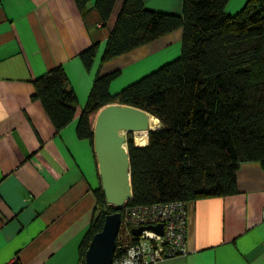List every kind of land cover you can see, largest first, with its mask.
Wrapping results in <instances>:
<instances>
[{
	"label": "crops",
	"instance_id": "1",
	"mask_svg": "<svg viewBox=\"0 0 264 264\" xmlns=\"http://www.w3.org/2000/svg\"><path fill=\"white\" fill-rule=\"evenodd\" d=\"M183 0H142L146 8L180 13ZM246 0H228L233 14ZM123 0L105 21L87 0H0V264H80L78 245L101 188L94 149L76 133L77 116L55 131L32 79L64 68L81 111L96 75L118 70L116 93L177 57L181 28L101 62ZM96 43L86 67L80 51ZM238 191L187 201V253L156 264H264V169L243 161Z\"/></svg>",
	"mask_w": 264,
	"mask_h": 264
},
{
	"label": "trees",
	"instance_id": "2",
	"mask_svg": "<svg viewBox=\"0 0 264 264\" xmlns=\"http://www.w3.org/2000/svg\"><path fill=\"white\" fill-rule=\"evenodd\" d=\"M74 1L80 11L87 9V0ZM113 2L95 0L103 21ZM227 2L183 0L181 12L174 13L123 0L101 62L176 28L182 31L180 54L114 94L109 84L119 71L96 75L81 111L62 65L32 79V98L40 101L54 130L77 116L76 133L92 147L93 118L108 103L136 106L159 120V127L148 130L146 144H135L133 131L125 132L127 204L234 194L241 162L259 161L264 169V0H246L233 14L225 11ZM96 46L80 51L86 67ZM95 195L100 215H93L78 245L80 264L104 215L118 210L106 203L102 188Z\"/></svg>",
	"mask_w": 264,
	"mask_h": 264
},
{
	"label": "water",
	"instance_id": "3",
	"mask_svg": "<svg viewBox=\"0 0 264 264\" xmlns=\"http://www.w3.org/2000/svg\"><path fill=\"white\" fill-rule=\"evenodd\" d=\"M149 114L129 104L108 103L96 113L93 123L95 152L101 188L105 201L118 210L105 214L102 226L90 238L84 254L85 264H111L120 224V211L131 197L129 156L125 142L126 131L148 130ZM100 215L97 208L94 218ZM161 232V224L146 225ZM144 226L132 229L137 234Z\"/></svg>",
	"mask_w": 264,
	"mask_h": 264
},
{
	"label": "built area",
	"instance_id": "4",
	"mask_svg": "<svg viewBox=\"0 0 264 264\" xmlns=\"http://www.w3.org/2000/svg\"><path fill=\"white\" fill-rule=\"evenodd\" d=\"M121 209L111 264H155L187 253L186 200L125 202ZM155 224H161V232L146 226ZM138 226L144 227L133 233L132 229Z\"/></svg>",
	"mask_w": 264,
	"mask_h": 264
},
{
	"label": "bare ground",
	"instance_id": "5",
	"mask_svg": "<svg viewBox=\"0 0 264 264\" xmlns=\"http://www.w3.org/2000/svg\"><path fill=\"white\" fill-rule=\"evenodd\" d=\"M148 112V111H147ZM149 113V112H148ZM149 127L150 128H157V127H159V120L154 116V115H152V114H149ZM147 130H136V131H134L135 133H137L138 134V136H135V144H140V145H142V144H146V142H147V132H146ZM125 134V133H124ZM121 210L122 209H119V211H120V214H121ZM163 260V259H162ZM160 261V260H159ZM158 262V261H157ZM156 262V263H157ZM155 263V264H156Z\"/></svg>",
	"mask_w": 264,
	"mask_h": 264
},
{
	"label": "rangeland",
	"instance_id": "6",
	"mask_svg": "<svg viewBox=\"0 0 264 264\" xmlns=\"http://www.w3.org/2000/svg\"><path fill=\"white\" fill-rule=\"evenodd\" d=\"M94 119H95V116H94V118H93V121H94ZM135 136H138V134L135 133V132H133V139H134V142L136 141V140H135ZM263 213H264V212H263Z\"/></svg>",
	"mask_w": 264,
	"mask_h": 264
}]
</instances>
